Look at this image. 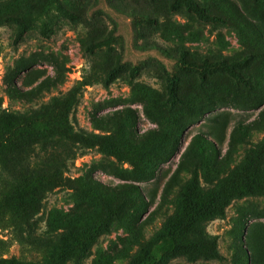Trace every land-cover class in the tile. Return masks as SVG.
Returning <instances> with one entry per match:
<instances>
[{
    "label": "rangeland",
    "instance_id": "obj_1",
    "mask_svg": "<svg viewBox=\"0 0 264 264\" xmlns=\"http://www.w3.org/2000/svg\"><path fill=\"white\" fill-rule=\"evenodd\" d=\"M2 109L64 180L0 166V264H264V0H0Z\"/></svg>",
    "mask_w": 264,
    "mask_h": 264
},
{
    "label": "trees",
    "instance_id": "obj_2",
    "mask_svg": "<svg viewBox=\"0 0 264 264\" xmlns=\"http://www.w3.org/2000/svg\"><path fill=\"white\" fill-rule=\"evenodd\" d=\"M21 33L22 29L19 30L15 39H18ZM17 121L18 117L15 113L6 112L4 109L0 110V166H6L8 163H11L15 167L17 179L13 191L16 200H18L22 207L24 203L43 190H47L46 188L62 184L64 178L61 177L59 163L48 161L51 156L48 152L41 159L38 158V154L32 153L30 162L28 160L24 162V159L22 160L20 158V154L26 152V146L32 144V141L28 140L23 131L25 127H30L31 124L37 121L30 116L23 127H19L16 124ZM43 122L49 125L51 129H56V124L52 116L45 118ZM68 132V130L65 131L66 134ZM74 134L78 136L79 141L88 140V138L86 139V137L81 136L79 133ZM92 136L94 137L95 135ZM32 159H36V161ZM10 173L14 175L11 171ZM200 214H206L204 216H208L213 213L211 210L206 209L200 212ZM195 227L197 229L193 231L195 235L194 239L197 242H205L204 246H201L199 249V256L203 258H218L219 254L215 250L213 237L209 238L204 234L199 223ZM188 256L189 258H193L195 255L190 254Z\"/></svg>",
    "mask_w": 264,
    "mask_h": 264
}]
</instances>
